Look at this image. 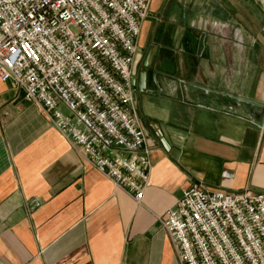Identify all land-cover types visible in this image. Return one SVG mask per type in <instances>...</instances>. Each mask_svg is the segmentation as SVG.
<instances>
[{"label":"crops","instance_id":"1","mask_svg":"<svg viewBox=\"0 0 264 264\" xmlns=\"http://www.w3.org/2000/svg\"><path fill=\"white\" fill-rule=\"evenodd\" d=\"M137 46L140 204L0 81V264H180L157 219L191 184L264 194V121L224 96L264 106V0H152Z\"/></svg>","mask_w":264,"mask_h":264},{"label":"built area","instance_id":"2","mask_svg":"<svg viewBox=\"0 0 264 264\" xmlns=\"http://www.w3.org/2000/svg\"><path fill=\"white\" fill-rule=\"evenodd\" d=\"M152 0H0V81L140 204L149 178L132 67ZM66 113H65V112ZM158 223L180 264H264V194L193 183Z\"/></svg>","mask_w":264,"mask_h":264},{"label":"water","instance_id":"3","mask_svg":"<svg viewBox=\"0 0 264 264\" xmlns=\"http://www.w3.org/2000/svg\"><path fill=\"white\" fill-rule=\"evenodd\" d=\"M146 69H143L140 72V75L138 79L134 77L133 84L136 86L137 80L140 82V84H143V82L146 80ZM204 90V89H203ZM233 103L238 105L242 112L253 122H255L257 125H261L264 121V106L254 103L252 101H249L244 98L240 97H234V96H227Z\"/></svg>","mask_w":264,"mask_h":264},{"label":"rangeland","instance_id":"4","mask_svg":"<svg viewBox=\"0 0 264 264\" xmlns=\"http://www.w3.org/2000/svg\"><path fill=\"white\" fill-rule=\"evenodd\" d=\"M65 112V111H64ZM66 113V112H65Z\"/></svg>","mask_w":264,"mask_h":264}]
</instances>
